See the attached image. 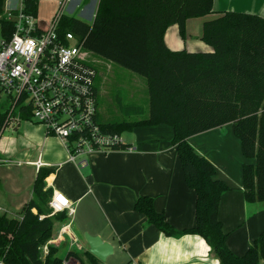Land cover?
<instances>
[{
    "label": "trees",
    "instance_id": "trees-1",
    "mask_svg": "<svg viewBox=\"0 0 264 264\" xmlns=\"http://www.w3.org/2000/svg\"><path fill=\"white\" fill-rule=\"evenodd\" d=\"M23 4L25 12L36 15L37 0ZM4 6L5 0H0V16ZM211 12L212 0H98L90 24L62 15L58 32L73 33L91 54L145 79L146 117L104 123L103 131L120 135L139 127L172 128L185 184L195 194V224L174 231L149 198L137 199L135 211L167 236L201 237L219 264H264V228L242 256L226 247L217 208L227 186L214 178V167L187 142L193 135L231 124L243 158L253 161L241 170L244 200L264 202V19L228 12L206 20L200 39L212 52L170 51L163 41L169 26L177 25L183 34L186 20ZM121 108L125 119L143 114L140 107ZM3 120L0 114V130ZM127 148L120 144L113 150ZM50 172L38 169L32 198L22 207L20 219L0 213L2 264H62L54 246H48L46 255L41 252L51 238L53 223L65 219L63 213L49 216L45 211L49 200L45 179ZM84 256L85 261L69 252L66 258L73 257L78 264L98 263L88 252Z\"/></svg>",
    "mask_w": 264,
    "mask_h": 264
},
{
    "label": "crops",
    "instance_id": "crops-1",
    "mask_svg": "<svg viewBox=\"0 0 264 264\" xmlns=\"http://www.w3.org/2000/svg\"><path fill=\"white\" fill-rule=\"evenodd\" d=\"M6 1L10 0H5V9H13ZM228 12L264 19V0H212L211 14L186 20L183 34L177 25L169 26L164 44L170 51L212 52L200 39L202 24ZM7 130L9 135H0V213L18 216L32 198L38 169H50L45 179L49 199L56 191L74 207L68 231L76 246L70 245L65 234L56 239L62 221L54 222L51 230L49 241L55 242L50 244L57 252L62 250V260L70 252L85 261L87 234L112 247V254L104 261L96 259L97 264H219L201 237L167 236L134 209L137 199L149 198L174 231L195 224V194L185 184L171 127L135 128L126 139L120 134L127 149L97 152L77 158L76 163L68 161L56 137L46 135L44 128L31 120ZM187 142L214 167V178L227 186L219 199L217 219L226 247L242 256L264 228V202L248 203L243 196L242 166L253 161L243 158L231 124L193 135ZM67 259L78 264L73 257Z\"/></svg>",
    "mask_w": 264,
    "mask_h": 264
},
{
    "label": "built area",
    "instance_id": "built-area-1",
    "mask_svg": "<svg viewBox=\"0 0 264 264\" xmlns=\"http://www.w3.org/2000/svg\"><path fill=\"white\" fill-rule=\"evenodd\" d=\"M16 1L17 8L4 7L0 16V114L4 115L0 135L31 120L61 142L72 163L123 144L120 135L103 131L97 121L95 71L88 61L89 52L73 33L58 32L62 9L70 0H47L56 2L59 10L45 26L36 15L24 11V0ZM47 206L49 216L65 215L56 239L65 234L70 245L76 246L68 231L72 203L54 191ZM50 242L55 240L41 247L42 255L47 254ZM62 264L72 263L66 258Z\"/></svg>",
    "mask_w": 264,
    "mask_h": 264
},
{
    "label": "rangeland",
    "instance_id": "rangeland-1",
    "mask_svg": "<svg viewBox=\"0 0 264 264\" xmlns=\"http://www.w3.org/2000/svg\"><path fill=\"white\" fill-rule=\"evenodd\" d=\"M11 8H17L16 0L6 1ZM92 9V14L95 11L96 0H74L70 6L67 4L62 9V15L72 17L88 24L91 23L92 17H86L84 11L86 7ZM86 10V14L88 9ZM59 6L54 1L37 0L36 19L42 26L49 23L53 16L58 12ZM89 64L95 71L94 85L97 92V121L99 124L120 121H134L136 119L145 118L148 113V100L146 82L143 77H140L124 68H121L109 61L97 57L89 52ZM119 100L120 104L117 102ZM1 102V101H0ZM2 105V104H0ZM136 106L143 110L140 116H131L125 119L124 111L120 106ZM1 111V109H0ZM9 135V130H5L1 138ZM129 132L121 134V138L126 139ZM47 213L50 212L45 208ZM35 213L34 210H32ZM8 219H20L21 213L18 216L5 214ZM57 257H62V250H58Z\"/></svg>",
    "mask_w": 264,
    "mask_h": 264
},
{
    "label": "water",
    "instance_id": "water-1",
    "mask_svg": "<svg viewBox=\"0 0 264 264\" xmlns=\"http://www.w3.org/2000/svg\"><path fill=\"white\" fill-rule=\"evenodd\" d=\"M84 15L86 17H92L93 19L92 9H90V11L88 9L87 14L84 13ZM84 239L88 246L89 254H91L95 259L104 261L107 256L112 254V247L108 243L101 241L98 237H92L85 234Z\"/></svg>",
    "mask_w": 264,
    "mask_h": 264
},
{
    "label": "snow or ice",
    "instance_id": "snow-or-ice-1",
    "mask_svg": "<svg viewBox=\"0 0 264 264\" xmlns=\"http://www.w3.org/2000/svg\"><path fill=\"white\" fill-rule=\"evenodd\" d=\"M60 199H63L62 197Z\"/></svg>",
    "mask_w": 264,
    "mask_h": 264
}]
</instances>
